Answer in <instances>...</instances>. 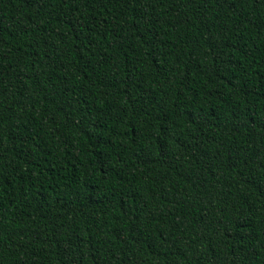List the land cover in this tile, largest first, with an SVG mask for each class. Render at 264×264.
<instances>
[{"label":"trees","instance_id":"16d2710c","mask_svg":"<svg viewBox=\"0 0 264 264\" xmlns=\"http://www.w3.org/2000/svg\"><path fill=\"white\" fill-rule=\"evenodd\" d=\"M0 264H264V0H0Z\"/></svg>","mask_w":264,"mask_h":264}]
</instances>
